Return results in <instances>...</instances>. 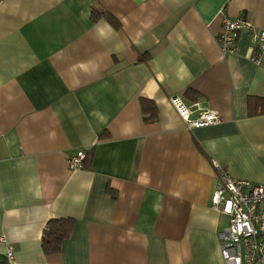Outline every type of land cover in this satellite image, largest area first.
<instances>
[{
	"label": "crops",
	"instance_id": "1",
	"mask_svg": "<svg viewBox=\"0 0 264 264\" xmlns=\"http://www.w3.org/2000/svg\"><path fill=\"white\" fill-rule=\"evenodd\" d=\"M239 16L264 31V0H0V262L224 264L213 161L264 182V113L248 109L264 98V55L250 60L247 32L231 53L217 43L223 17ZM173 96L221 122L187 128ZM91 148L88 168L68 166ZM53 218L74 225L45 255Z\"/></svg>",
	"mask_w": 264,
	"mask_h": 264
},
{
	"label": "built area",
	"instance_id": "2",
	"mask_svg": "<svg viewBox=\"0 0 264 264\" xmlns=\"http://www.w3.org/2000/svg\"><path fill=\"white\" fill-rule=\"evenodd\" d=\"M241 32L249 34L254 46L250 60L259 64L264 55V31L240 16L222 19V29L217 35L222 54L234 51L235 40ZM170 103L187 128H201L221 122V117L215 111L202 109L197 102L187 104L180 97L173 96ZM84 157L85 150L74 151L67 159L68 166L71 169L82 168ZM213 166L217 171V181L210 197V206L227 218L226 225L217 232L224 264H264V182L237 179L217 162L213 161ZM6 257L8 260L13 257L10 247L6 250Z\"/></svg>",
	"mask_w": 264,
	"mask_h": 264
},
{
	"label": "trees",
	"instance_id": "3",
	"mask_svg": "<svg viewBox=\"0 0 264 264\" xmlns=\"http://www.w3.org/2000/svg\"><path fill=\"white\" fill-rule=\"evenodd\" d=\"M104 18L109 22V24L117 29L119 28L118 20L111 15L109 12L100 11L96 8H92L90 12V19L92 22ZM146 60V55H141L137 59L138 62H143ZM184 94L190 99H196L197 94L191 90H185ZM140 111L142 114V120L144 123H151L157 120V108L154 102L147 98L139 99ZM249 114H261L264 113V98L252 97L249 100ZM106 137V134L103 132L100 135V138ZM92 159V148L85 151V157L82 162V168H88ZM107 193L111 197H115L114 192L111 189L107 188ZM74 220L72 218H53L47 221L44 226L42 236H41V248L45 255L55 254L60 251L62 242L67 239L73 229ZM0 264H11L6 262H0Z\"/></svg>",
	"mask_w": 264,
	"mask_h": 264
},
{
	"label": "water",
	"instance_id": "4",
	"mask_svg": "<svg viewBox=\"0 0 264 264\" xmlns=\"http://www.w3.org/2000/svg\"><path fill=\"white\" fill-rule=\"evenodd\" d=\"M194 108H195V107H194ZM194 108H193V109H194Z\"/></svg>",
	"mask_w": 264,
	"mask_h": 264
}]
</instances>
